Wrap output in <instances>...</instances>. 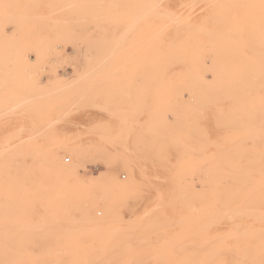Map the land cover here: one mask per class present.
I'll list each match as a JSON object with an SVG mask.
<instances>
[{
  "label": "rangeland",
  "instance_id": "1",
  "mask_svg": "<svg viewBox=\"0 0 264 264\" xmlns=\"http://www.w3.org/2000/svg\"><path fill=\"white\" fill-rule=\"evenodd\" d=\"M0 264H264V0H0Z\"/></svg>",
  "mask_w": 264,
  "mask_h": 264
},
{
  "label": "bare ground",
  "instance_id": "2",
  "mask_svg": "<svg viewBox=\"0 0 264 264\" xmlns=\"http://www.w3.org/2000/svg\"><path fill=\"white\" fill-rule=\"evenodd\" d=\"M88 214V213H87Z\"/></svg>",
  "mask_w": 264,
  "mask_h": 264
}]
</instances>
